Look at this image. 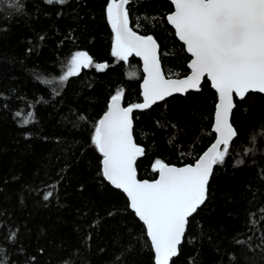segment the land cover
<instances>
[{
  "label": "trees",
  "instance_id": "16d2710c",
  "mask_svg": "<svg viewBox=\"0 0 264 264\" xmlns=\"http://www.w3.org/2000/svg\"><path fill=\"white\" fill-rule=\"evenodd\" d=\"M109 3L0 0V264H155L144 223L103 177L91 141L117 91L125 106L142 102L139 58L112 55ZM126 8L129 27L158 41L165 74L186 76L191 57L167 21L172 3L130 0ZM77 51L93 66L60 84ZM217 99L205 78L199 91L134 109V136L145 148L140 179L157 178L156 160H197L215 137ZM231 120L238 135L171 264H264V94L236 98Z\"/></svg>",
  "mask_w": 264,
  "mask_h": 264
},
{
  "label": "snow or ice",
  "instance_id": "6c2138e0",
  "mask_svg": "<svg viewBox=\"0 0 264 264\" xmlns=\"http://www.w3.org/2000/svg\"><path fill=\"white\" fill-rule=\"evenodd\" d=\"M53 2L47 0L49 4ZM55 2L63 4L65 0ZM129 3L130 0H110L107 6V18L114 32L112 55L120 61H127L132 54L143 58L147 73L143 82L144 102L123 107V89L117 91L111 96L91 141L103 156V177L127 194L129 207L146 225L155 264H170L179 255L189 217L207 199L214 166L223 164L231 142L238 135L230 122L233 94L239 100L250 93L264 94V0H172L175 11L167 16V21L192 56L191 74L175 80L166 79L161 71L156 40L138 35L129 27L126 8ZM90 66L93 59L87 52H75L59 83L65 84L70 77L79 75L82 68ZM94 66L97 70L107 67L106 64ZM205 76L219 94L215 143L194 165L174 167L156 160L159 179L138 180L135 162L143 149L133 139V109L148 108L174 92L198 90ZM27 123L29 119L23 121ZM252 139L254 142L255 137ZM51 195L49 192L44 199L48 200Z\"/></svg>",
  "mask_w": 264,
  "mask_h": 264
},
{
  "label": "water",
  "instance_id": "95a60500",
  "mask_svg": "<svg viewBox=\"0 0 264 264\" xmlns=\"http://www.w3.org/2000/svg\"><path fill=\"white\" fill-rule=\"evenodd\" d=\"M171 3H172V0H169ZM172 5H173V11L171 12V13H169L168 15H170V14H172L174 11H175V5L172 3ZM167 15V16H168ZM169 23V22H168ZM169 25L173 28V30L175 31V28L169 23ZM137 33V32H136ZM138 35H141V34H139V33H137ZM175 34H176V31H175ZM142 36H150V35H142ZM177 36V35H176ZM153 37V36H152ZM154 38V37H153ZM177 38L179 39V37L177 36ZM155 39V38H154ZM156 40V39H155ZM179 41L182 43V44H184V42L183 41H181L180 39H179ZM156 42H157V44H158V56H159V59H160V67H161V71H162V73L164 74V76H165V78L166 79H168V78H171V79H173V80H175V79H185L188 75H190L191 74V69L189 68V73L186 75V76H183V77H168L166 74H165V71H164V68H163V66H162V62H161V56H160V45H159V43H158V41L156 40ZM184 46H185V48H186V50H187V46L184 44ZM189 53V52H188ZM189 55H190V57H191V59H192V56H191V53H189ZM138 58H139V60H140V62H141V66H142V70H143V79H142V83H141V89H142V102L141 103H143L144 102V100H143V82H144V79L146 78V76H147V73H145L144 72V61H143V58L142 57H139V56H137ZM191 59H190V61H189V63H188V67H189V64L191 63ZM205 78H207V76H205L203 79H202V81H201V83H200V86H199V89L197 90V89H190V90H188L187 92H189V91H199L200 90V87H201V85H202V83H203V81H204V79ZM209 80V79H208ZM210 81V80H209ZM210 84H211V81H210ZM211 86H212V84H211ZM213 88V87H212ZM214 89V88H213ZM215 90V89H214ZM216 91V90H215ZM186 92V93H187ZM186 93H173L171 96H174V95H184V94H186ZM216 93H217V96H218V99H217V103H216V106H217V104L219 103V94H218V92L216 91ZM171 96H167V97H165V99L164 100H160V101H157L155 104H157V103H160V102H163V101H165L166 99H168L169 97H171ZM247 96V95H246ZM237 97H236V95H235V93L233 94V101H234V107H235V99H236ZM238 99V98H237ZM110 102H111V98H110V100L108 101V104H107V108H106V110L103 112V114L100 116V118H99V120L100 119H102L103 118V116H104V114L106 113V111H107V109H108V105L110 104ZM140 103V104H141ZM155 104H153V105H155ZM153 105H151V106H153ZM122 106L123 107H128V106H125L124 104H123V97H122ZM150 106V107H151ZM149 108V107H148ZM145 109H147V108H145ZM234 109V108H233ZM133 112H134V109H133ZM133 112L131 113V118H132V135H133V139H134V142L138 145V146H140L142 149H143V153L142 154H140V155H138L137 156V158H136V162H135V168H136V176H137V179L138 180H141V181H144V180H147V181H149V182H154L155 180H157V179H159V172H158V175H157V178H155V179H153V180H149V179H140L139 178V175H138V170H137V163H138V161H139V159L140 158H142L143 156H144V152H145V148L141 145V144H139V143H137L136 142V139H135V136H134V131H133V128H134V119H133ZM215 112H216V107H215ZM233 112V111H232ZM231 118H232V113H231V115H230V122L232 123V120H231ZM99 120H98V122H99ZM233 124V123H232ZM234 126V125H233ZM214 127H215V113H214V120H213V125H212V130H213V132H214V134H215V137H214V139H213V141L211 142V144L208 146V148L199 156V157H201L210 147H211V145L212 144H214L215 143V141H216V138H217V133L214 131ZM235 128V127H234ZM236 130V129H235ZM235 139V138H234ZM233 139V140H234ZM232 143V142H231ZM221 147H223V146H221ZM199 157L197 158V160L199 159ZM197 160L194 162V163H189V164H184V165H181V166H177V165H170V164H168L169 166H174V167H185V166H187V165H194L196 162H197ZM167 164V163H166ZM102 167H103V160H102ZM215 167V166H214ZM213 170H214V168H213ZM213 173V172H212ZM212 176V175H211ZM211 176H210V178H211ZM210 178H209V181H210ZM109 182V181H108ZM110 183V182H109ZM208 184H209V182H208ZM114 186V185H113ZM115 187V186H114ZM207 188H208V186H207ZM122 190V189H121ZM123 191V190H122ZM125 193V192H124ZM125 195H126V198L128 199V202H129V204H130V200H129V198H128V196H127V194L125 193ZM202 206V205H201ZM200 206V207H201ZM199 207V208H200ZM131 209V208H130ZM132 210V209H131ZM198 210V209H197ZM196 213V212H195ZM194 213V214H195ZM193 214V215H194ZM192 215V216H193ZM191 216V217H192ZM139 218V217H138ZM190 218V217H189ZM143 222V221H142ZM145 227H146V225H145ZM187 228V227H186ZM146 232H147V229H146ZM186 232V231H185ZM149 238V237H148ZM149 240H150V238H149ZM182 242H183V240H182ZM150 243H151V240H150ZM182 244V243H181ZM181 246V245H180ZM180 246H179V248H180ZM153 251H154V249H153ZM154 254H155V252H154ZM172 261V260H171ZM171 261H170V264H171Z\"/></svg>",
  "mask_w": 264,
  "mask_h": 264
},
{
  "label": "rangeland",
  "instance_id": "374dc122",
  "mask_svg": "<svg viewBox=\"0 0 264 264\" xmlns=\"http://www.w3.org/2000/svg\"><path fill=\"white\" fill-rule=\"evenodd\" d=\"M129 57H130V56H129ZM129 57H128V58H129ZM97 64H104V63H97Z\"/></svg>",
  "mask_w": 264,
  "mask_h": 264
}]
</instances>
